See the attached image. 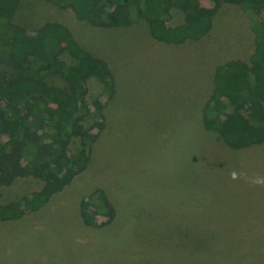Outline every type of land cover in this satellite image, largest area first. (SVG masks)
Instances as JSON below:
<instances>
[{"label": "rangeland", "instance_id": "374dc122", "mask_svg": "<svg viewBox=\"0 0 264 264\" xmlns=\"http://www.w3.org/2000/svg\"><path fill=\"white\" fill-rule=\"evenodd\" d=\"M200 1L212 12L213 27L184 44L153 38L141 8L127 0L118 3L128 5L130 22L113 25L108 6L106 27L79 19L63 0L20 1L16 22L31 31L48 21L64 23L107 61L117 88L109 98L99 81H90L87 131H99L98 98L106 104V119L84 171L57 185L26 176L3 188L4 203L43 188L54 193L40 209L0 220V264H264V141L231 146L203 122L215 66L250 62L264 11ZM185 16L173 8L168 24ZM46 67L37 60L29 65ZM18 76L11 63L0 64V81ZM48 81L69 86L57 75ZM81 144L72 139L74 156ZM101 192L117 215L106 224L105 209L96 202L97 224L88 226L81 200Z\"/></svg>", "mask_w": 264, "mask_h": 264}, {"label": "trees", "instance_id": "16d2710c", "mask_svg": "<svg viewBox=\"0 0 264 264\" xmlns=\"http://www.w3.org/2000/svg\"><path fill=\"white\" fill-rule=\"evenodd\" d=\"M21 0H0V64L11 63L20 76L0 81V220L20 219L27 211L45 205L54 193L43 188L29 196L2 202L3 188L18 178L33 176L46 185L69 181L84 171L99 131L104 128L106 104L100 98L93 106L97 115L98 132H88L85 122L92 115L88 101L90 81L96 79L112 98L116 78L106 60L85 48L72 30L60 21H48L28 30L13 18ZM141 8L153 38L169 43L184 44L200 40L213 27V16L200 0H127ZM215 8L222 3L240 5L259 14L264 0H209ZM76 16L88 23L106 27L110 23L103 14L110 6L113 25L130 22L128 5L118 0H63ZM173 8L185 12V21L169 25ZM256 45L250 62L231 59L214 69V89L204 110L207 129L217 131L231 146L246 148L264 141V22H257ZM65 56L75 62H69ZM47 64L31 70L33 61ZM57 75L69 84L61 87L49 83ZM79 137L82 148L77 156L70 144ZM105 209L107 223L117 211L104 193L84 198L80 203L83 222L97 224L94 204ZM97 207V208H98Z\"/></svg>", "mask_w": 264, "mask_h": 264}, {"label": "clouds", "instance_id": "9594fccd", "mask_svg": "<svg viewBox=\"0 0 264 264\" xmlns=\"http://www.w3.org/2000/svg\"><path fill=\"white\" fill-rule=\"evenodd\" d=\"M232 178H233V179L236 178V174H235V173L232 174Z\"/></svg>", "mask_w": 264, "mask_h": 264}]
</instances>
